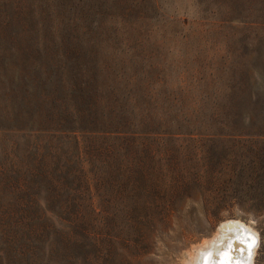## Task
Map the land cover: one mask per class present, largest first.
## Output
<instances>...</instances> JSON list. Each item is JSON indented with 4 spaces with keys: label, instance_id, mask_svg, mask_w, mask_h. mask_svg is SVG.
<instances>
[{
    "label": "rangeland",
    "instance_id": "obj_1",
    "mask_svg": "<svg viewBox=\"0 0 264 264\" xmlns=\"http://www.w3.org/2000/svg\"><path fill=\"white\" fill-rule=\"evenodd\" d=\"M13 1L0 63L56 124L0 125V264H184L228 220L264 264V0ZM82 116L120 131L60 130ZM58 166L46 202L31 186Z\"/></svg>",
    "mask_w": 264,
    "mask_h": 264
},
{
    "label": "trees",
    "instance_id": "obj_2",
    "mask_svg": "<svg viewBox=\"0 0 264 264\" xmlns=\"http://www.w3.org/2000/svg\"><path fill=\"white\" fill-rule=\"evenodd\" d=\"M9 0H6L5 3H8ZM16 2V8L21 7L22 4H24V0H14L12 3ZM0 6V24L4 23V10H2ZM19 10V9H18ZM20 11V10H19ZM15 18H13L14 20ZM4 35L0 29V51H7L9 50L8 47L5 46L3 42ZM2 51V52H3ZM8 65V64H7ZM10 69H5L6 65L3 66L2 62L0 63V93L1 94H11L10 98L12 100V104L14 105V100L15 96L17 95L22 99V103L19 105L13 106V109L10 111H4L0 112V125L3 126L4 128L2 129H10V130H28V131H43V123L41 122H46L47 120H50L56 124L54 119L51 118H46L40 109H35L34 112L32 113L30 109L27 108V106L31 102L32 98V92H34L35 85L33 83H28L27 81L23 82L20 81V79H17V73H20V68H13L10 64L8 65ZM21 74H19L20 76ZM27 76H25V79ZM14 83V88H5V87H12L9 85L11 81ZM24 80V79H23ZM16 81V82H14ZM34 85V86H33ZM5 97V95H4ZM18 108V110H16ZM79 113H82V111L78 110ZM66 125H63V128L60 129L61 131H82L86 132L88 135H91L92 140L96 139H110L111 137H114L116 135H111V132H118L119 127L115 125V123H97L98 121L95 119H92L91 117L87 116H82V117H77L75 120L73 118L67 119ZM49 123H46L45 126H47ZM62 126V125H61ZM98 132H110L108 134H97ZM128 133L125 132L124 135ZM122 140L126 141L128 137H124ZM90 142V140H89ZM78 147V146H77ZM99 147H96V150H98ZM83 150L86 153H90V151L94 150L93 146L91 145H85L83 147ZM80 154V153H79ZM80 156V155H79ZM15 169V168H14ZM32 171L36 170L35 168H31ZM16 171L19 173V170L16 169ZM64 167H56L53 168L50 171H40L38 172V175L43 178H39L38 183L36 182L32 188H35L36 190L43 189L45 193V200L50 201L52 197H56V195H59L62 190L66 188V181L64 180L66 178L63 175L64 173ZM33 175L36 176V174L33 172ZM37 177V176H36ZM18 178L19 175H18ZM4 234H6L5 231H2ZM28 235V236H27ZM31 232H23V237L27 236L28 241L29 237L31 236ZM5 241L7 243H16V237L7 234ZM34 246L29 244L27 241H23L21 245H18V249L16 250L18 257L21 259H25V256L27 257H32L34 255ZM29 258V259H30ZM27 259V258H26ZM28 262V261H27ZM30 262V261H29ZM28 262V264H30Z\"/></svg>",
    "mask_w": 264,
    "mask_h": 264
},
{
    "label": "bare ground",
    "instance_id": "obj_3",
    "mask_svg": "<svg viewBox=\"0 0 264 264\" xmlns=\"http://www.w3.org/2000/svg\"><path fill=\"white\" fill-rule=\"evenodd\" d=\"M241 222H222L211 238L203 240L188 252L184 264H247L250 257L249 243L246 227ZM251 253L254 254V251ZM253 256L250 257L251 264Z\"/></svg>",
    "mask_w": 264,
    "mask_h": 264
}]
</instances>
